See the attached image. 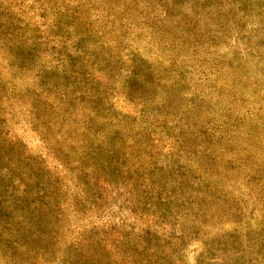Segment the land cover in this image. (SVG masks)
<instances>
[{
  "label": "rangeland",
  "instance_id": "rangeland-1",
  "mask_svg": "<svg viewBox=\"0 0 264 264\" xmlns=\"http://www.w3.org/2000/svg\"><path fill=\"white\" fill-rule=\"evenodd\" d=\"M0 264H264V0H0Z\"/></svg>",
  "mask_w": 264,
  "mask_h": 264
}]
</instances>
